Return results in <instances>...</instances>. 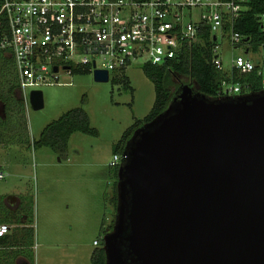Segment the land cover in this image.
I'll use <instances>...</instances> for the list:
<instances>
[{"label": "water", "instance_id": "95a60500", "mask_svg": "<svg viewBox=\"0 0 264 264\" xmlns=\"http://www.w3.org/2000/svg\"><path fill=\"white\" fill-rule=\"evenodd\" d=\"M29 102L42 109V92ZM116 193L106 264H264V89L209 97L179 83L125 144Z\"/></svg>", "mask_w": 264, "mask_h": 264}, {"label": "rangeland", "instance_id": "374dc122", "mask_svg": "<svg viewBox=\"0 0 264 264\" xmlns=\"http://www.w3.org/2000/svg\"><path fill=\"white\" fill-rule=\"evenodd\" d=\"M217 44L223 67L229 70L242 51L231 48L221 34ZM143 65V60H136L123 74L110 73L108 82L95 81L91 73L60 72L58 85L39 87L44 102L39 110L31 106L30 89H26L23 127L16 126L12 143L0 145V214L8 216L5 205L10 208L17 197L26 214L33 212L34 204L33 264H90L96 248L93 241L102 229L109 232L115 217L108 200L113 191L114 169L109 163L115 145L154 103V85ZM75 108L85 111L96 136L73 133L61 158L49 147L34 148L48 124Z\"/></svg>", "mask_w": 264, "mask_h": 264}, {"label": "built area", "instance_id": "2783aa9c", "mask_svg": "<svg viewBox=\"0 0 264 264\" xmlns=\"http://www.w3.org/2000/svg\"><path fill=\"white\" fill-rule=\"evenodd\" d=\"M247 0H3L0 16L8 34L0 49L14 60L21 95L26 89L58 85L60 72L89 69L116 74L134 61L162 66L176 60L185 47L209 32L211 63L224 67L218 53V34L242 55L231 61L238 74L257 70L264 89V41L252 42L234 30L236 21L249 9ZM256 22L264 37V13ZM256 52H254V48ZM58 70L55 72L54 69ZM239 82L222 80L217 97L241 95ZM30 95V94H29ZM121 155H113L110 168L119 166ZM3 179V174H0ZM10 226L0 224V238ZM99 240L93 242L98 246Z\"/></svg>", "mask_w": 264, "mask_h": 264}, {"label": "trees", "instance_id": "16d2710c", "mask_svg": "<svg viewBox=\"0 0 264 264\" xmlns=\"http://www.w3.org/2000/svg\"><path fill=\"white\" fill-rule=\"evenodd\" d=\"M2 3L3 0H0V8ZM246 5L249 9L236 21L234 30L245 37H249L252 42L259 43L264 41V37L261 35L255 19L257 14L264 13V0H247ZM7 34V21L4 15H1L0 39ZM211 44V35L209 32H205L201 34V40L198 43L191 47H185L181 51V55L178 59L168 61L162 66H154L150 63H145L143 65L142 70L145 76L154 85V103L151 111L142 120L137 119L122 135L118 144L115 145L114 155L122 154L125 144L136 129L151 121L166 109L179 85L176 82L178 79H181L180 83L192 84L201 93L209 97L218 96L222 80L239 82L242 87V92H247V90L248 92L262 91V77L258 74L257 70L247 74H238L234 69L229 73L217 71L211 63ZM256 49L255 47L254 52H256ZM76 73L88 74L90 72L89 69H74L72 74ZM123 73L124 71H122V74ZM126 85H128V82ZM18 89V74L15 69L13 58L7 51L0 49V103L3 106V115L0 116V145L12 143L16 136L14 135L16 126H19V129L23 127L21 115L24 108V99L20 92L19 95L17 94ZM24 129L26 131V126H24ZM75 132H81L91 136L97 135V132L90 127L88 116L82 108L72 109L63 114L59 119L48 124L43 129L39 139L33 143V146L34 148L41 146L49 147L61 158L65 154L69 138ZM25 138H27L26 135ZM118 167L119 166L112 168L114 169L112 175V179L114 178L113 191L110 199H108L113 207L114 213L117 204L116 183ZM4 198L5 197H3L2 200ZM26 216L28 224H33V212L27 213ZM9 219V214L6 217L0 214V224L9 223L7 222ZM16 223L18 222L16 221ZM113 223L114 220L108 227L109 231L112 229ZM25 232L28 246H32L34 230L26 229ZM106 232L107 229L105 231L102 229L100 237ZM11 241L12 239L9 236L2 237L0 238V246L3 248L9 247ZM3 253L4 254L0 252V264L6 261L4 259L5 252ZM29 258L32 264V252ZM90 264H106L103 241L101 238L98 246L91 254Z\"/></svg>", "mask_w": 264, "mask_h": 264}, {"label": "crops", "instance_id": "0c3cea01", "mask_svg": "<svg viewBox=\"0 0 264 264\" xmlns=\"http://www.w3.org/2000/svg\"><path fill=\"white\" fill-rule=\"evenodd\" d=\"M231 70L233 69L230 67L229 70L223 69L222 72L229 73ZM18 92H20V89H18ZM20 93H18V95ZM2 115H3V106H2V114H0V116ZM5 207L7 210H10V214H9L10 219L9 221H7L9 222L7 224H9L10 226V231L6 236H9L12 239V241L9 247L3 248L0 246V252H2V254H4L3 252H5L4 259L6 261L3 264H31L29 257L32 252L33 262H34V247H35V238H36V226L34 225V221H33V224H28L26 211H24V207L22 206V201L20 197H17L16 203L13 204L10 208L7 207L6 205ZM34 213H35V210H34V204H33V214ZM16 221L18 223H16ZM35 221H36V217H35ZM26 229L34 230L32 246H28V243H27L28 241L26 240V232H25ZM100 238L102 239V237ZM100 238L96 240H100Z\"/></svg>", "mask_w": 264, "mask_h": 264}, {"label": "flooded vegetation", "instance_id": "af4514ba", "mask_svg": "<svg viewBox=\"0 0 264 264\" xmlns=\"http://www.w3.org/2000/svg\"><path fill=\"white\" fill-rule=\"evenodd\" d=\"M121 161V160H120Z\"/></svg>", "mask_w": 264, "mask_h": 264}]
</instances>
